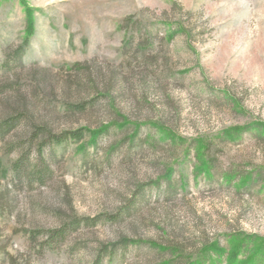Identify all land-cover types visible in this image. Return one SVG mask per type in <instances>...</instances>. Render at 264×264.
Instances as JSON below:
<instances>
[{"label": "rangeland", "instance_id": "1", "mask_svg": "<svg viewBox=\"0 0 264 264\" xmlns=\"http://www.w3.org/2000/svg\"><path fill=\"white\" fill-rule=\"evenodd\" d=\"M26 37L0 69V119L26 118L0 139V264H97L122 238L98 264H264V0H0V66ZM102 124L96 145L43 148L46 184L15 185L6 150L29 128Z\"/></svg>", "mask_w": 264, "mask_h": 264}, {"label": "trees", "instance_id": "2", "mask_svg": "<svg viewBox=\"0 0 264 264\" xmlns=\"http://www.w3.org/2000/svg\"><path fill=\"white\" fill-rule=\"evenodd\" d=\"M177 4L174 3L173 7ZM167 12L164 11L163 14H166ZM164 25L167 26L169 39H172L173 36L178 32H184L188 35V32L179 24H177V28L172 30L171 22L169 20H165ZM120 28L123 29L128 35V31L131 32V37H129L127 40L128 44H131L132 41H134L135 35H139L140 44L141 47L143 45H148V43L151 41L150 34L147 33V30L144 26V24L138 20L135 19L134 16H129L125 18V20L120 25ZM145 34V35H144ZM186 35V36H187ZM29 44V38L26 37L22 44L17 46V48L14 50V52L10 55L9 53L6 54V59L0 66L4 69L10 68V63H15L16 65H21L22 63V56L24 54V51L26 47ZM147 49L149 46L146 47ZM1 81V76H0ZM1 83V82H0ZM2 92V90L0 89ZM86 105L84 103L75 105V109L77 110H84L86 109ZM25 114L23 111H15L13 113H9L8 116L3 117L0 119V139H5L10 133L16 130L18 126L23 123L25 120ZM110 125L109 124H102L98 126L97 128L90 129L88 127H80L74 130H63L61 132H54L51 129L47 128L46 126H34L33 128H29V131L27 135H25L22 138L17 139V141L11 145H8L7 147V153L15 152L17 151L18 157L15 161L12 162L9 171L12 174V177L14 179L15 185L18 184H24L28 186H32L35 183L38 185H44L49 181L53 176V170L50 166V164L47 162L44 154H43V148L46 147L49 144L54 145H62L67 143L68 141H75V142H81L83 141L87 135L91 137V142L93 144H97L98 140L101 136L104 134H107L109 132ZM250 129L249 127H246L244 131H247ZM230 132V131H229ZM232 133L234 134L233 130ZM238 134H234L233 136H237ZM221 137H223L225 140L230 139L231 136L228 134V130H224ZM264 139V137H262ZM35 141H39L38 145L35 146ZM36 147L34 149L33 147ZM34 154L35 159L32 161V155ZM212 173V171H210ZM169 183V182H168ZM168 188H171L172 185L169 183L167 185ZM124 213H117V214H111L105 216L107 220L109 221H118L122 219ZM102 215H97L95 217H73L68 222L64 223L60 227L51 229L46 234V242L49 247H52L57 242H63L67 235L77 229H79L81 226H95L97 223L103 220ZM132 242H136L135 240L122 238L116 243L111 244L110 246L104 245L101 248V252L98 254L97 257V264L101 263L105 254L109 251H113L116 249L119 245H128Z\"/></svg>", "mask_w": 264, "mask_h": 264}]
</instances>
